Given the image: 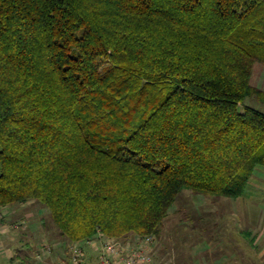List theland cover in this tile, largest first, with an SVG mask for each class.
Listing matches in <instances>:
<instances>
[{"label": "trees", "instance_id": "trees-1", "mask_svg": "<svg viewBox=\"0 0 264 264\" xmlns=\"http://www.w3.org/2000/svg\"><path fill=\"white\" fill-rule=\"evenodd\" d=\"M264 0H0V212L71 244L159 240L184 190L264 168Z\"/></svg>", "mask_w": 264, "mask_h": 264}, {"label": "rangeland", "instance_id": "rangeland-1", "mask_svg": "<svg viewBox=\"0 0 264 264\" xmlns=\"http://www.w3.org/2000/svg\"><path fill=\"white\" fill-rule=\"evenodd\" d=\"M251 84L264 91V66L255 67ZM244 105L264 113V104L255 98H247L239 109L243 110ZM30 202L33 203L14 208L26 205L28 211L34 212L41 208L42 215L51 219L47 209ZM255 227H264V168L261 167L256 168L243 195L237 199L197 195L188 190L181 192L164 222L159 239L163 250L159 255L170 264H205L204 260L210 264H259L251 240ZM43 228L47 230L44 239L47 241L35 234L34 227L13 230L21 243L17 250L11 248V252L32 256L34 252H41L43 245L48 244L46 249L50 248L59 239L58 232L53 223L52 227Z\"/></svg>", "mask_w": 264, "mask_h": 264}, {"label": "crops", "instance_id": "crops-1", "mask_svg": "<svg viewBox=\"0 0 264 264\" xmlns=\"http://www.w3.org/2000/svg\"><path fill=\"white\" fill-rule=\"evenodd\" d=\"M32 203L29 202L28 204L30 205ZM0 215V264H72L71 253L69 250L71 243L65 242L60 238L57 239L56 242L51 243L52 252L50 253L43 251V249L49 246L48 244L43 245L41 252H34L32 256H29V254L23 253L22 251L20 252L23 254L20 255H15L11 252V248H16L17 250V245L21 243L20 240H18V237L13 234V230H18V227H34L35 234H38L43 240L46 238L47 230L43 227H52V221L46 214L42 215L41 208L37 209L36 212H34V210L28 211V208L25 205V207L19 209H6L0 212ZM244 234L248 235V233L245 232ZM137 240L138 239L135 237H131L130 239H127V241L118 242L129 244L132 248H136L138 245ZM251 240L253 241L254 249H256L255 253L257 252L255 255L257 262L259 264H264V227H257L255 229V234H253V236L251 235ZM155 241L156 240L153 238L152 243L147 245L149 253H152L153 255L151 256L153 257L151 264H170L166 262V260L161 259L159 253L161 254L163 245L160 243V240L154 243ZM102 243L103 239L99 237L93 240L92 244H83L87 264H100L99 257L102 253ZM153 243L155 245H153ZM154 249L155 252L153 251ZM203 262L205 264H210L207 260H204Z\"/></svg>", "mask_w": 264, "mask_h": 264}, {"label": "built area", "instance_id": "built-area-1", "mask_svg": "<svg viewBox=\"0 0 264 264\" xmlns=\"http://www.w3.org/2000/svg\"><path fill=\"white\" fill-rule=\"evenodd\" d=\"M102 239V253L99 257L100 264H151L152 262V257L147 251V245L153 241L152 237H146L138 241L136 248L115 240ZM92 243L93 240L88 241L86 244ZM69 250L72 264H87L83 243L71 244ZM43 251L51 252V247L45 248Z\"/></svg>", "mask_w": 264, "mask_h": 264}]
</instances>
